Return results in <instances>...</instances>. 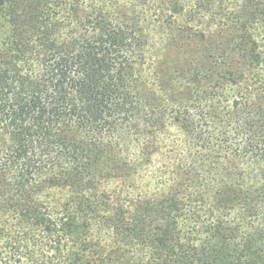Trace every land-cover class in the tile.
Returning <instances> with one entry per match:
<instances>
[{"label":"rangeland","instance_id":"1","mask_svg":"<svg viewBox=\"0 0 264 264\" xmlns=\"http://www.w3.org/2000/svg\"><path fill=\"white\" fill-rule=\"evenodd\" d=\"M22 1L4 0L0 41L14 38L7 6ZM51 1L54 36L27 32L23 61L0 47L8 69L38 77L43 44H72L79 27L99 35L119 25L130 36L109 57L125 62L115 71L122 82L108 104L112 124L96 136L103 158L95 167L81 159L80 175L70 162L54 165L62 155L46 146L23 174L0 130V264H252L249 244L264 264L263 165L241 166L242 190L255 198L244 215L223 194L228 162L244 145L241 105L264 101V15L251 18L264 0H182L184 15L173 23L163 21L161 0ZM184 82L191 93L181 99ZM63 121L88 147L76 117ZM23 203L55 228L41 234L40 250L21 232ZM38 251L47 262L27 258Z\"/></svg>","mask_w":264,"mask_h":264},{"label":"trees","instance_id":"2","mask_svg":"<svg viewBox=\"0 0 264 264\" xmlns=\"http://www.w3.org/2000/svg\"><path fill=\"white\" fill-rule=\"evenodd\" d=\"M161 1L164 2L167 12L163 21L179 22L178 16L184 15L185 12L182 0ZM193 1L195 6L196 2L199 3L198 0ZM259 3L253 6L254 11L251 13L253 19L258 14L264 15V10L259 8L262 5L261 1ZM53 6L55 7V4L51 0H23L20 5L15 3L7 6L14 38L11 41L2 38L0 47L3 49L11 47L19 53L13 57L23 61L29 50L23 45L24 40L28 38L27 32L38 31L43 39L55 33L58 23H51L47 19L52 13ZM4 8H6L4 0H0V11ZM97 14L101 18L103 10H99ZM107 27L109 26L102 27L103 31L99 35H88L87 30L79 27L83 31L82 34L69 45L65 44L66 41H62L64 44L61 45L43 44L38 77L29 73L23 74L21 70L18 71L19 77H16L18 74H13L8 69L0 53V130L11 137L12 143L8 144V150L15 160L24 162L23 174H27L28 163L32 161L30 159L34 150L45 146L47 151L54 149L62 155L60 159L53 160L54 165L64 161L70 162L74 164V170L79 175L81 159L87 163L93 162L95 167L103 158L102 146L96 136L105 130L102 123H107V126L112 124L109 122L113 116L108 104L112 102L115 94L120 92L122 82L121 76L116 77L115 71L123 70L125 64L114 57L110 58L109 55L112 48L123 46L121 43L130 36L119 25L113 26L111 30L106 29ZM137 27L141 31V27L139 25ZM250 52L249 54L253 56V50ZM124 55L126 57V53ZM180 88L181 92L187 91L180 97L185 99L186 94L191 93V89L185 82ZM256 103L250 104L246 99L241 105L242 110H239L243 117L244 145L232 154L228 162L230 183L223 192L224 195L235 197L234 203L239 205L240 209L243 208V215L246 213L245 206L255 202V198H250L247 191L242 190L244 170L241 166L244 162L253 161L264 168V148L260 146L263 142L264 147V101ZM73 116L80 124V131L84 134L87 131L90 136L88 147H85L81 137L69 129L67 124L69 121H63L65 117L70 120ZM3 182L5 181L0 180V183ZM262 191L264 193V190ZM21 195H25L23 188L19 190V196ZM260 204L264 205V198ZM18 215L23 228L22 234L30 236L29 239L34 241L32 245L37 247V250L42 249L41 234L53 232L55 228L43 216L29 213L25 203L19 205ZM255 215L251 214L254 217ZM130 219L132 220V217ZM60 232L63 234L62 229ZM256 235L262 237L260 233ZM44 245L51 249L55 248L48 243ZM257 253L254 246L246 245L247 263L262 264L263 257ZM27 258H32L34 262L40 260L47 262L50 257L38 251ZM27 258L26 260H30Z\"/></svg>","mask_w":264,"mask_h":264}]
</instances>
